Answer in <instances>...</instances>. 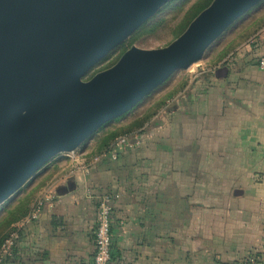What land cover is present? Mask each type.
<instances>
[{
	"label": "crops",
	"instance_id": "0c3cea01",
	"mask_svg": "<svg viewBox=\"0 0 264 264\" xmlns=\"http://www.w3.org/2000/svg\"><path fill=\"white\" fill-rule=\"evenodd\" d=\"M243 32L231 37L220 62L156 107L136 132L137 147L99 158L100 135L52 159L16 199L30 195L29 213L55 180L52 200L20 230L4 264H92L93 197L101 195L111 200L109 264H229L261 254L264 73L257 61L264 26L240 39ZM77 166H89L88 173L63 179Z\"/></svg>",
	"mask_w": 264,
	"mask_h": 264
},
{
	"label": "water",
	"instance_id": "95a60500",
	"mask_svg": "<svg viewBox=\"0 0 264 264\" xmlns=\"http://www.w3.org/2000/svg\"><path fill=\"white\" fill-rule=\"evenodd\" d=\"M170 1L0 0V206L52 159L75 152L201 61L264 0H213L167 47H131L83 81Z\"/></svg>",
	"mask_w": 264,
	"mask_h": 264
},
{
	"label": "rangeland",
	"instance_id": "374dc122",
	"mask_svg": "<svg viewBox=\"0 0 264 264\" xmlns=\"http://www.w3.org/2000/svg\"><path fill=\"white\" fill-rule=\"evenodd\" d=\"M197 1L198 0H171L170 2H168L151 19H149L147 22L143 24L147 27L149 26L153 27L152 32L149 35L139 37L131 47H135L142 50L160 49L167 47L170 43H172L175 39H177L180 36L179 35L177 37L179 33V27L181 26V23L184 20L187 13L189 12V10L192 8V6L195 5ZM262 19H264V1H262L259 5L255 6L248 13H246L245 16H243L240 20H238L227 32H225L215 43H213L205 52L201 61L193 64L189 69L185 71L181 70L174 73L168 79L167 82H165L161 87L155 90L143 101H141L137 107H135L132 111H130L120 119H116L117 121L114 120L105 124L103 126L104 128L102 129V132L98 131L94 135V137L100 136L99 135L100 133H106L111 130L117 129L118 127L125 126L126 125L125 123L133 119L134 116L141 114L143 111L146 112L147 108L149 110L148 113H152L156 109L157 105L161 103L160 98H162V100L163 99L166 100V97L168 95L170 94L173 95V93L175 95L178 89L180 88L181 84L185 83L186 85L188 78L192 79V75L198 74L201 70H205L207 66L210 65V63L216 58V56L228 45V41L231 39L232 36L235 35V33L243 32L244 29H247L254 21L257 20L258 22ZM128 39L125 40L122 44L126 43ZM116 48H118V46ZM115 49H113L110 53H108L111 54L109 59H107L106 62L97 65L100 62L99 61L83 77V81H88V79L92 78L95 74L99 73L98 71L100 69L107 66L108 62L115 59V57H117V55L119 54L118 49L117 51L114 52ZM42 170L43 169H41L32 180H29L6 203L0 206V216L2 215L3 210H5L6 207L12 205L13 201L17 199L18 195H20L22 192H25L27 190V186L30 183L35 181L37 182L39 180V178L42 175Z\"/></svg>",
	"mask_w": 264,
	"mask_h": 264
},
{
	"label": "built area",
	"instance_id": "2783aa9c",
	"mask_svg": "<svg viewBox=\"0 0 264 264\" xmlns=\"http://www.w3.org/2000/svg\"><path fill=\"white\" fill-rule=\"evenodd\" d=\"M257 68L260 72L264 73V58L257 61ZM139 145L137 134L134 133L130 136H121L115 139L109 146L108 150L101 154L99 158L109 157L111 160L116 159V151L121 147L135 148ZM97 158V159H99ZM89 166H77L69 170L63 179L74 176L76 173L87 174ZM58 182L50 181L43 194L33 204L30 212L9 232L0 247V264L12 259L14 249L19 239L20 230L35 221L44 204L52 200L53 191ZM96 200V221L94 226L93 242L94 252L92 256V264H109L111 261V200L107 195L93 197ZM260 253H254L243 260L232 262L229 264H264V245ZM222 264V263H217Z\"/></svg>",
	"mask_w": 264,
	"mask_h": 264
},
{
	"label": "trees",
	"instance_id": "16d2710c",
	"mask_svg": "<svg viewBox=\"0 0 264 264\" xmlns=\"http://www.w3.org/2000/svg\"><path fill=\"white\" fill-rule=\"evenodd\" d=\"M212 1L213 0H198L195 3V5L192 6V8L189 10V12L185 16L184 20L182 21L181 26L179 27V33H178L177 37L185 31V29L192 22V20L200 12L205 10L211 4ZM263 26H264V19H262L258 22H257V20L254 21L247 29H244L243 35L240 37V39L253 34L254 32H256V30H258L259 28H261ZM152 30H153V27H151V26H149V27H147L145 25L141 26L138 30H136L133 33V35L128 39V41L126 43L121 44L120 46H118V48H116L114 50V52L117 51V49L119 50V54L117 55V57H115V59H113L112 61L108 62L107 66L100 69L98 72H101L103 70H106V69L112 67L118 61V59L123 55V53L126 52V50H128L139 37L149 35L152 32ZM234 43L227 45L216 56L214 64L221 61V59L230 51V49H231L230 47ZM110 55L111 54H107L102 60H100V62L97 65L106 62L107 59H109ZM184 86H185V83L181 84L178 91L182 90V88H184ZM173 96H174V93H173V95L172 94L168 95L166 97V100L171 99ZM166 100L161 101V103L159 105H157V107H159L160 105H163L166 102ZM154 114H155L154 112L148 113L147 115L133 121L131 124H129L125 127L114 129V130H111V131L106 132V133H100L99 135H101L102 137L100 138L99 143H98L99 148L101 150V152H99V153L101 154V153H104L105 151H107L109 146L112 144V142L115 139H117L121 136H130V135L136 133L137 131H139L143 127V125L149 119H151L154 116ZM115 121H117V120H115ZM103 128L104 127H102L99 131L102 132ZM42 186L43 185L41 184V186H39V187H42ZM29 197H30V195L24 196L22 199H18L16 201H13L12 205L6 207L5 210H3V213L0 216V247L3 243V241L5 240V238L7 237V235L9 234V232L14 228V226L17 223H19L28 214Z\"/></svg>",
	"mask_w": 264,
	"mask_h": 264
}]
</instances>
